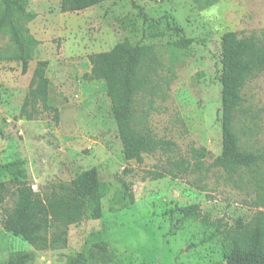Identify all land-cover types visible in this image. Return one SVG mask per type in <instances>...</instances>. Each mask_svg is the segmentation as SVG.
Returning a JSON list of instances; mask_svg holds the SVG:
<instances>
[{
  "label": "rangeland",
  "instance_id": "374dc122",
  "mask_svg": "<svg viewBox=\"0 0 264 264\" xmlns=\"http://www.w3.org/2000/svg\"><path fill=\"white\" fill-rule=\"evenodd\" d=\"M21 1L33 15L25 28L38 45L23 72L14 44L0 33V264H72L78 257L85 264H225L220 232L250 229L264 212V72L242 89L234 126L241 149L258 154L259 163L234 174L207 171L221 151V38L226 32L261 38L264 0H108L70 13L60 11V0ZM166 19L182 32L167 29ZM181 37L192 43L181 47ZM124 40L151 46L156 55L151 89L139 106L151 133L172 141L184 158L191 147L209 153L201 167L189 159L190 170L179 178L147 177L166 166L159 152L144 154L141 164L124 160L105 82L83 77L89 55ZM39 61L48 62L57 115L40 104L28 107L27 119L21 108ZM91 168L105 188L102 216L69 225L65 247L37 251L3 229L21 182L42 195ZM189 205L199 207L197 219L179 212Z\"/></svg>",
  "mask_w": 264,
  "mask_h": 264
},
{
  "label": "trees",
  "instance_id": "16d2710c",
  "mask_svg": "<svg viewBox=\"0 0 264 264\" xmlns=\"http://www.w3.org/2000/svg\"><path fill=\"white\" fill-rule=\"evenodd\" d=\"M108 0H60L62 13L80 12ZM21 0H0V33L8 35L14 44L16 58L26 71L32 50L38 42L25 28V23L33 15L25 13ZM139 15L146 23L147 18L141 8ZM167 29L181 33V29L165 20ZM191 39L183 37L177 42L187 47ZM89 73L84 74L88 81L103 80L110 100L117 135L126 162L141 164L144 154L161 153L167 156L166 166L160 171H147L151 180L170 176L179 178L191 167H201L203 159L209 156L204 148L189 149V159L176 152V145L166 139L156 138L147 127L139 106L144 92L151 89L153 64L157 65L156 55L151 46L131 44L124 40L109 51L88 56ZM220 107H221V151L212 158L206 170L218 168L229 174L251 169L260 161V156L249 150H242L235 131V118L242 104L241 91L248 79L255 73L264 72V32L261 38L254 35L239 37L236 32H226L221 38L220 49ZM47 61H39L32 73L21 113L27 119L33 117L27 109L37 105L55 114L57 109L49 101L50 81L46 76ZM57 115V114H56ZM147 115V114H146ZM123 198L132 204L128 187L121 183ZM4 185L0 182V196ZM105 188L100 183L96 168H91L67 183L52 185L45 194L34 192L31 186L21 182L16 189L13 207L6 212L2 221L5 231L22 237L37 251L65 247L67 228L80 222L83 217L100 218L101 199ZM184 218L197 219L199 207L189 205L178 209ZM222 248L226 251L225 264H264V212L253 217V227L235 228L220 232ZM105 250L103 246H98ZM93 255V254H92ZM96 256H91V260ZM85 258H76L72 264H85ZM91 264V263H90Z\"/></svg>",
  "mask_w": 264,
  "mask_h": 264
}]
</instances>
